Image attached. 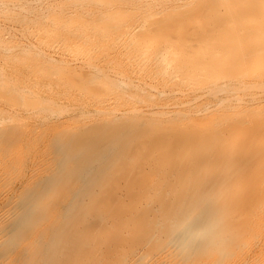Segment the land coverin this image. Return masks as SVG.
Segmentation results:
<instances>
[{
	"label": "bare ground",
	"instance_id": "bare-ground-1",
	"mask_svg": "<svg viewBox=\"0 0 264 264\" xmlns=\"http://www.w3.org/2000/svg\"><path fill=\"white\" fill-rule=\"evenodd\" d=\"M216 1L104 0L54 22L88 46L44 53L100 92L83 94V136L26 174L8 162L27 142L0 148V264H264V0ZM167 94L180 105L147 101Z\"/></svg>",
	"mask_w": 264,
	"mask_h": 264
},
{
	"label": "rangeland",
	"instance_id": "rangeland-1",
	"mask_svg": "<svg viewBox=\"0 0 264 264\" xmlns=\"http://www.w3.org/2000/svg\"><path fill=\"white\" fill-rule=\"evenodd\" d=\"M118 1L121 3V0ZM143 1L132 0L130 3V0H125L127 4L136 9L143 7L140 5ZM103 2L104 0H0V123H2L0 148L2 145H9L13 142L17 145L20 141L27 142V147L25 146L21 153L9 155L8 162L9 165L21 168V172L25 174L34 165L43 161L45 154L42 155L43 153L40 152L47 151V153L54 154L58 137L64 138V135L68 136L70 132V136L73 137L84 134V128H74L73 125L80 112H88L83 104V94L92 92V95L96 93L99 95L100 90L95 85L97 79L90 80L85 68L75 67L70 61L50 58L47 53H44V49L54 47L62 50L67 56L73 51L74 46L81 47V49L87 48L88 44L82 39L80 32L56 26L54 22H72L76 18L81 19L84 16L80 14L85 6L92 9H103ZM208 4H210L208 9L213 10L219 3L216 0H210ZM193 10L194 8L191 10L189 6L175 9L174 13L177 14L165 18V26L170 27L176 15L188 17ZM196 13L200 14L203 11L197 8ZM119 17L117 19L121 22L123 17L126 19L121 24L119 21V25H126L125 21L128 24L127 16H121L122 19ZM93 18L88 17V20L92 21ZM131 23L132 21H129V24ZM46 31L51 36L45 37L44 32ZM152 33L153 30L150 31L149 28L146 30L148 37ZM35 37L39 40L41 37V42H44L41 45L43 47H34L30 44ZM140 38L138 37V40ZM99 42L97 41L95 45L97 46ZM101 43L104 46H101ZM101 43L99 44L101 49L97 51L99 58L96 62L104 67V63L108 60L104 59L102 52L107 49L109 53L112 47L105 45L103 41ZM121 65L128 69L126 64ZM86 76L89 77L88 82L85 79ZM86 87L90 92L85 93ZM195 92L200 95L202 89H196ZM102 93H100L101 97L104 95ZM135 93L138 98L139 90L126 89L125 93L119 92L118 94H121L119 96L122 99L133 96ZM29 96L33 97L30 99ZM173 97L176 96L167 94L150 97L147 101L151 102L152 107L167 103L180 105L179 100L174 104ZM28 98L35 105L32 106L31 102H27ZM137 104L142 107L147 105L142 102ZM16 180L12 187L15 190L20 188L19 179Z\"/></svg>",
	"mask_w": 264,
	"mask_h": 264
}]
</instances>
